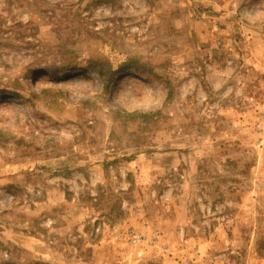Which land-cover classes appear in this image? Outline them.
<instances>
[{"label":"rangeland","instance_id":"rangeland-1","mask_svg":"<svg viewBox=\"0 0 264 264\" xmlns=\"http://www.w3.org/2000/svg\"><path fill=\"white\" fill-rule=\"evenodd\" d=\"M0 264H264V0H0Z\"/></svg>","mask_w":264,"mask_h":264},{"label":"bare ground","instance_id":"bare-ground-1","mask_svg":"<svg viewBox=\"0 0 264 264\" xmlns=\"http://www.w3.org/2000/svg\"><path fill=\"white\" fill-rule=\"evenodd\" d=\"M121 79H122L121 77H118V78L113 82V84H112V86L114 85L113 88L116 87V86L119 84V82L121 81Z\"/></svg>","mask_w":264,"mask_h":264},{"label":"trees","instance_id":"trees-1","mask_svg":"<svg viewBox=\"0 0 264 264\" xmlns=\"http://www.w3.org/2000/svg\"><path fill=\"white\" fill-rule=\"evenodd\" d=\"M99 76L102 77L100 72H99ZM108 90H109V86L106 85V87H105L106 93L108 92Z\"/></svg>","mask_w":264,"mask_h":264}]
</instances>
